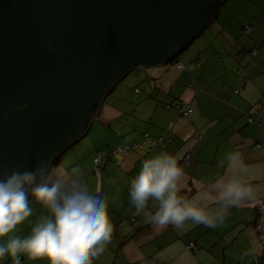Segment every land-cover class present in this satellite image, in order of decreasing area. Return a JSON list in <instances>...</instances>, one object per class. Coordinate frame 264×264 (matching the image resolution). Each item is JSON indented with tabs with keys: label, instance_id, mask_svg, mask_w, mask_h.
<instances>
[{
	"label": "crops",
	"instance_id": "1",
	"mask_svg": "<svg viewBox=\"0 0 264 264\" xmlns=\"http://www.w3.org/2000/svg\"><path fill=\"white\" fill-rule=\"evenodd\" d=\"M225 5L221 23L212 22L173 62L131 70L104 98L88 133L59 159L57 171L79 166L108 202L113 233L93 264H264V0ZM175 102L190 107L187 118H179L170 106ZM160 139L164 147L149 148ZM137 144L130 152H115ZM161 152L175 156L183 168L180 194L209 211L219 207L211 192L217 177L240 175L258 194L229 208L215 228L191 221L183 230L156 225L149 217L158 202L149 200L138 212L129 188L142 162ZM227 152H239L242 164L222 166ZM99 156L96 173L93 160ZM32 207L19 235H27L44 214L34 201ZM0 264L14 261L6 256ZM21 264L47 261L21 256Z\"/></svg>",
	"mask_w": 264,
	"mask_h": 264
},
{
	"label": "water",
	"instance_id": "2",
	"mask_svg": "<svg viewBox=\"0 0 264 264\" xmlns=\"http://www.w3.org/2000/svg\"><path fill=\"white\" fill-rule=\"evenodd\" d=\"M227 0H0V173L51 164L135 68L184 52Z\"/></svg>",
	"mask_w": 264,
	"mask_h": 264
},
{
	"label": "clouds",
	"instance_id": "3",
	"mask_svg": "<svg viewBox=\"0 0 264 264\" xmlns=\"http://www.w3.org/2000/svg\"><path fill=\"white\" fill-rule=\"evenodd\" d=\"M237 162L242 164L240 153L227 152L221 165L231 168ZM58 168L40 160L31 168L0 173V259L7 256L14 264H21V256H25L46 260L47 264H93L105 250L113 225L103 190L90 187L79 166L64 171ZM183 175L178 159L167 152L144 160L130 182L132 204L139 212L149 200L157 201L149 218L159 226L171 224L183 230L191 221L215 228L229 208L239 207L258 194L257 187L240 175L217 177L211 192L219 207L209 211L180 194ZM33 201L44 214L31 223L27 235H19V226L33 216Z\"/></svg>",
	"mask_w": 264,
	"mask_h": 264
},
{
	"label": "trees",
	"instance_id": "4",
	"mask_svg": "<svg viewBox=\"0 0 264 264\" xmlns=\"http://www.w3.org/2000/svg\"><path fill=\"white\" fill-rule=\"evenodd\" d=\"M224 4H225V3H224ZM220 9H221V8H220ZM220 9H219V10H220ZM219 10L217 11L218 13H219ZM218 13H217V17H216L215 20H217V18H218ZM215 20H214V21H215ZM214 21H213V22H214ZM210 24H211V23H210ZM210 24H209V25H210ZM209 25H207L206 28H208ZM250 28H251V27H250L248 24H246V25L243 27V30H245L246 32H249V31H250ZM248 29H249V30H248ZM204 31H205V30H204ZM201 35H202V34H201ZM201 35H200V36H201ZM200 36H199V37H200ZM195 40H196V39H195ZM179 55H180V54H179ZM179 55H177L176 58H178ZM176 58H175V59H176ZM175 59H174V60H175ZM179 104H180L179 102H175V103H172V105H170V106H173V108H175V109L177 110V109H179V108H177V106H179ZM97 112H98V110H96V111L94 112L93 116H95V115L97 114ZM177 112H178V111H177ZM250 116H252V113L250 114ZM89 128H90V126H88V127L86 128V130L84 131V134H85V135L88 133ZM145 140H147V139H146V135H145L144 140H142V143H143V144L146 143V142H144ZM164 140H165V139L151 140V141H150V144H149V148H150V149H153V148H155V147H164V145H165ZM152 141H153V142H152ZM151 142H152V143H151ZM136 146L138 147L139 144L135 145L134 147H133V146H128V147H127V150H126L125 152L127 153V152L132 151ZM132 147H133V149H131ZM121 149H122V148H121ZM121 149L118 148V149L115 150V152H120V153H122V152L120 151ZM123 149H124V148H123ZM123 149H122V150H123ZM60 157H61V155H60L59 157H57V158L55 159V161H54L52 164H53V165H57V164H58V161H59V159H60ZM99 157H100V156H99ZM100 159H101V157H100Z\"/></svg>",
	"mask_w": 264,
	"mask_h": 264
},
{
	"label": "built area",
	"instance_id": "5",
	"mask_svg": "<svg viewBox=\"0 0 264 264\" xmlns=\"http://www.w3.org/2000/svg\"><path fill=\"white\" fill-rule=\"evenodd\" d=\"M249 30V29H248ZM177 108H179V109H177V111H178V114H179V118H187L188 117V115L190 114V112H191V110H190V107L187 105L186 106V104H184V103H180L179 104V106H177ZM255 115H256V113L255 112H253L252 113V116H250L249 118H248V122L250 123V122H252V120H253V118L255 117ZM146 138H147V135H146ZM153 142V141H152ZM151 142V143H152ZM134 147V146H133ZM133 147L131 148V149H133ZM127 150V147H124V149L122 150H120L122 153H126L125 151ZM99 159H100V157H97V158H95L94 160H93V163L95 164V168H96V165L99 163ZM187 160H188V155L185 157V162H187ZM95 172L96 173H98V169L96 168L95 169ZM260 209V211H262L263 209H262V207H260L259 208ZM262 243H263V246H264V236H262ZM188 249H191L192 248V245L191 244H189L188 245V247H187Z\"/></svg>",
	"mask_w": 264,
	"mask_h": 264
},
{
	"label": "rangeland",
	"instance_id": "6",
	"mask_svg": "<svg viewBox=\"0 0 264 264\" xmlns=\"http://www.w3.org/2000/svg\"><path fill=\"white\" fill-rule=\"evenodd\" d=\"M226 3V2H225ZM223 7V9H222V12H221V14H220V17H218V19L215 21L217 24H220L221 23V18H223L225 15H226V13H227V5H223L222 6ZM204 34H205V32H204ZM203 34V35H204ZM179 68H182V66L180 65V67ZM122 82L120 81L119 83H117L116 84V86L118 85H120ZM116 86L113 88V89H115L116 88ZM117 86V87H118ZM113 91V90H112ZM112 91L109 93V94H111L112 93ZM116 91V90H115ZM73 146H75V144L74 145H72V146H70L62 155H61V157H60V159L63 157V156H65L66 155V157L69 155V153L70 152H68V151H71V149H73L74 147ZM124 147H122V149H123ZM68 152V153H67ZM67 153V154H66Z\"/></svg>",
	"mask_w": 264,
	"mask_h": 264
}]
</instances>
